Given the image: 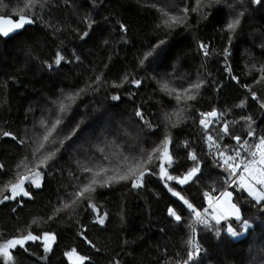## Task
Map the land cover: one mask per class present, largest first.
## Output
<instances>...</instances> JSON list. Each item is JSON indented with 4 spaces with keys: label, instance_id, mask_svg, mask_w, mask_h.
Returning <instances> with one entry per match:
<instances>
[{
    "label": "trees",
    "instance_id": "16d2710c",
    "mask_svg": "<svg viewBox=\"0 0 264 264\" xmlns=\"http://www.w3.org/2000/svg\"><path fill=\"white\" fill-rule=\"evenodd\" d=\"M20 15L33 22L0 38V189L36 171L41 187L26 183L30 196L0 203V245L29 232L39 239L0 264H264V201L238 182L227 187L264 137V0H0V16ZM213 110L204 130L201 113ZM4 132L16 140H2ZM166 137L171 160L162 163ZM138 161L144 168L129 180L94 185L90 201L63 207L97 171L107 170L103 180ZM229 165H239L235 174ZM225 190L239 220L203 224L184 203L205 220L208 196ZM93 209L107 215L103 227ZM245 220L246 233L231 238L229 226L240 234ZM44 233L54 239L44 243ZM192 246L200 251L189 259Z\"/></svg>",
    "mask_w": 264,
    "mask_h": 264
},
{
    "label": "snow or ice",
    "instance_id": "6c2138e0",
    "mask_svg": "<svg viewBox=\"0 0 264 264\" xmlns=\"http://www.w3.org/2000/svg\"><path fill=\"white\" fill-rule=\"evenodd\" d=\"M38 2H39V0H28V4H31V5H34V4L38 3ZM255 2L259 3L260 0H255ZM25 6L27 7L28 5H25ZM31 22H33L31 16H26V15H20L19 16V20L17 22H13L11 20H5L3 16H0V33H2L3 35L7 36L9 34V32L14 31L15 29L21 28L24 23H31ZM13 23H14V27H13ZM239 23H240L239 19H236V20H234V21H232V22L227 24V29L234 30L235 27ZM5 24L7 25V27L4 26ZM121 27L123 28V25ZM124 30L126 31V29H124ZM161 43H163V41H161ZM201 48H205V45L201 44ZM207 54H208L207 51H205V55H207ZM149 55H151V53H149ZM62 59H63V57H59L56 60V63L59 64ZM262 70H264V69H262ZM262 79H264V77H262ZM97 80H99V77H97ZM135 83L137 85H139L140 82L139 81H135ZM200 86H201L200 83H195V84L191 85L190 87L191 88H195V89H199ZM164 88L167 89V85L166 84L164 85ZM185 91H187V90H185ZM252 97H253V99L256 98V94L254 92L252 93ZM69 98L71 99V97H69ZM195 98H196L195 95H189V96L186 97L187 100H194ZM113 99H117V97H113ZM179 99H180V97L177 96V100H179ZM261 107L264 108V103L261 104ZM137 115L139 116V115H141V113L137 112ZM217 115H218V113L215 110H213L211 112H208V113H201L202 117H213V118H215V117H217ZM244 119L251 120V117H245ZM57 123H59V121H57ZM209 123L210 122L206 123V120L203 119V118L200 120V124L202 126H204L205 128L209 127ZM222 130L225 133H228V125L225 124ZM3 135L4 136H8V135H10V133L4 132ZM249 135H254V133L253 132H249ZM207 138H208L209 141L213 140V137L211 135H209ZM44 139L47 140L48 136H45ZM233 139L238 144H241V137L233 136ZM163 143L165 145V151H164L163 155L167 156V158L169 160H171V157L167 155V145L170 143L169 138L166 137L165 140L163 141ZM244 143H247V142L245 141ZM241 146H243V145L241 144ZM255 147H257L258 149L264 150V137L260 138L259 144L256 145ZM156 151H159V149L158 148L157 149H153V152H156ZM237 155H239V153H237ZM256 155H257L256 152L252 153V156L254 158L256 157ZM54 156H55V152L54 151L53 152H49L48 154L44 155L39 160L37 168H39L40 166H45L46 167L47 166V162L50 159H52ZM191 158L193 160L196 159V157L194 155ZM152 159H153L152 155L149 154V156L147 157V162L150 163L152 161ZM230 159H231V157H229V160ZM256 162L257 161L255 159H253L249 163L245 164L244 165V170L245 171H250L251 167H252V164H255ZM225 163L228 164V160H225ZM259 163L261 165H264V151H261V153H260ZM21 164H24V162L22 161ZM2 167L3 166L0 165V168H2ZM17 167H20V165H18ZM24 167H28V166L24 165ZM229 167L232 169V173L235 174L236 168L239 167V165H235V166L229 165ZM143 168H144V162L138 161L135 165L129 166V168L125 172H123L121 174L108 176V177H106L103 180H98L96 177L100 176L101 172L107 171L106 169H101L100 171H97L93 175V177L91 178L89 183L84 185L83 188L75 194L76 199H74L71 202V204L65 203L63 207L64 208L71 207L72 204H75L77 202V200H79L80 198L89 199V201H90L91 193L95 192V190H96L94 185H99L100 187H104V186H110L111 183H115V182H119V181H127L131 177L136 175V170L137 169H143ZM85 171H91V169H85ZM197 171H198L197 168L191 169L187 173V175H185L182 179H179V182L181 184L186 183L188 181V179L191 176H193ZM161 173L164 174V175H167V173L165 172V169L163 167L161 168ZM41 175H42V173L40 171H36L34 173L33 177L25 176V177L21 178L18 183H11L10 187L6 185L5 188L0 189V194H3V192L6 189L11 192V195L10 196L5 195L3 197V200H0V203H3L5 200L15 199L17 196H19L21 194H23L24 196H30V193L25 190V183L27 182L29 185H34L35 187L39 188V187H41V184L37 183V179L36 178H39ZM144 175H145V171H140L139 172V176L137 177V179H133L132 180V187L133 188L142 186V184L140 182H138V181H142V178H143ZM167 178L169 180L174 179V177H172L170 175H168ZM256 184L264 187V168L259 169V178L256 179ZM85 194H88V195L86 196ZM206 195H207V193H206ZM248 195L252 196L257 202L264 201V190L257 191L254 187L249 186L248 187ZM221 196L227 198L230 201L232 193L225 191V192L221 193ZM181 199H183V198L181 197ZM184 203L187 204V207L194 212L198 222L203 223V224H207L206 220H201L200 219L201 213L195 211V209L193 208L192 204H190L187 200H185ZM89 206L90 207H95V205H92L91 202L89 203ZM230 209H231V215H234L235 218L237 220H239L241 218L240 215H239V211L240 210L236 207V205L235 204H230ZM57 211H60V209H57ZM169 215L173 216L177 222L181 221V216L178 215L172 209H169ZM224 218H226L224 213L214 214L213 215V219H215L217 224H219L221 219H224ZM103 222H104L103 218H101L100 219V223L103 224ZM243 223H244L245 227H247V223L248 222L245 220ZM228 232L231 235H233V236L237 235V233L232 229L231 226H229ZM44 237H45L46 240L49 239V238L54 239V236H51V234H49V233H44ZM29 239L36 240V239H39V237L33 236V234L29 232L22 239L8 240L5 244L0 245V254H2L4 256L8 257L9 259H11V256H10V253H9L8 249L11 248V247H15L16 245H22L23 241L29 240ZM189 243H191V241H189ZM45 249L48 250V245L47 244H45ZM199 251H200V249L197 248L196 252L198 253ZM192 255L193 254L190 252L189 253V259L192 258ZM78 260L80 261V264H83V261L85 260V258L84 257H78ZM184 264H187V261H185Z\"/></svg>",
    "mask_w": 264,
    "mask_h": 264
},
{
    "label": "rangeland",
    "instance_id": "374dc122",
    "mask_svg": "<svg viewBox=\"0 0 264 264\" xmlns=\"http://www.w3.org/2000/svg\"><path fill=\"white\" fill-rule=\"evenodd\" d=\"M261 168H264V165H261L260 163L256 164V165L254 166V168L251 169V170L248 172V174H247V175L243 178V180L241 181V187L244 188L247 192H248V187H249V186L254 187L257 191H261V190H260V187H262V186L256 184V179L259 178V169H261ZM164 169H165V172L167 173V170H168V169L165 168V167H164ZM31 177H32V176H31ZM36 179H37V183H40V181H41L40 177H39V178H36ZM26 183H27V182H26ZM26 183H25V185H26ZM225 191H227V192H231L230 190H225ZM225 191H223V192H225ZM223 192H222V193H223ZM10 195H11V192H10ZM230 204H233V203H232V197L230 198V201H229L227 198L222 197V196H221V193H220V197L218 198V200H217L214 204H212L213 206H212V205L210 206V210L206 213V215L204 216V219H205L206 221H209V222H212V223H216L215 219H213V215H214V214L224 213L225 216H226V218L221 219L220 222H223L224 220H226V219H230V218H231V219H234V220H237V219L235 218L234 215H231ZM239 215H240V213H239ZM248 228H249V226L245 227V225H242V227H241V229H242V233L238 234V232H236V231L233 229V230L237 233V235H235V236L231 235V234L228 232V230H227V234H228L231 238H233V239L236 240V239H239L240 237H242V236L246 233V230H247ZM28 241H32V240H31V239H29V240H25V241H23V244L26 243V242H28ZM44 243H47V240H46L45 238H44ZM4 244H5V243H4ZM23 244H22V245H23ZM1 245H3V244H1ZM17 246H21V245H16L15 247H17ZM15 247H11V248H9V249H8L9 253H11V251H12ZM0 260L3 261L4 263H6V262H8L9 258L6 257V256H4V255H2V254H0Z\"/></svg>",
    "mask_w": 264,
    "mask_h": 264
},
{
    "label": "water",
    "instance_id": "95a60500",
    "mask_svg": "<svg viewBox=\"0 0 264 264\" xmlns=\"http://www.w3.org/2000/svg\"><path fill=\"white\" fill-rule=\"evenodd\" d=\"M4 19H5V20H11V21H13V22H17V21L19 20V19L14 20V19H12V18H6V17H4ZM26 24H27V23H24L23 26H22L21 28H18V29H15L14 31L9 32V34H8L7 36H5V35H3L2 33H0V38H2V39H8V38H11V37H13V36H15V35H17V34L23 32L24 29H25V27H26ZM4 26L7 27L6 24H5ZM13 27H14V23H13ZM116 97H117V96H116ZM216 119H217V117H215V118H213V117H208V118L206 119V123H208V122H215ZM199 126H200L201 128H203L204 130L207 129V128H205L204 126H202L200 123H199ZM1 139H2V140H4V139H8V140H13V141L16 140V138H15L13 135H11V134L8 135V136H4V135H2V136H1ZM161 160H162V163H166V162L168 161V158H167V156L163 155V157H162ZM162 167H163V165H161V168H162ZM163 168H164V167H163ZM197 169H198V171H197L193 176H191V177L188 179V181L194 178V176L199 172L200 167H198ZM165 176H166V175H164V174L161 173V178H164ZM188 181H187V182H188ZM21 196L26 197V196H24L23 194H21V195L17 196L16 198H19V197H21ZM93 212H94V214H95L94 224H95V225H98V226H100V227H103V226L105 225L106 220H107V215H106V214H100L99 210H97V209H93ZM101 218H103V221H104L103 224L100 223V219H101Z\"/></svg>",
    "mask_w": 264,
    "mask_h": 264
},
{
    "label": "built area",
    "instance_id": "2783aa9c",
    "mask_svg": "<svg viewBox=\"0 0 264 264\" xmlns=\"http://www.w3.org/2000/svg\"><path fill=\"white\" fill-rule=\"evenodd\" d=\"M223 66H225V64H223ZM225 71L227 72V73H229L230 71H229V68H227L226 66H225ZM234 80V82H236V79H233ZM251 99L252 100H255V101H257V96H256V98L255 99H253V97H252V94H251ZM257 103L261 106V103L260 102H258L257 101ZM262 108V107H261ZM263 110H264V108H262ZM261 151H264V150H262V149H258L257 147H255L254 149H253V152H256L257 153V155H256V157L254 158L253 156H251V161L253 160V159H255L257 162L255 163V164H252V167H251V169L252 168H254V166L256 165V164H258L259 163V159H260V153H261ZM252 152V153H253ZM247 172L248 171H245L244 170V167H242L241 169H240V174L234 179V180H232L228 185H227V187H231L233 184H235L236 182H238L239 184H241V181L243 180V178L245 177V175L247 174ZM220 197V193H216V194H211L210 196H208V198H207V202H208V209L210 208V206L212 205V204H214L217 200H218V198ZM196 247H191V250H190V252L192 253V254H198L197 252H196Z\"/></svg>",
    "mask_w": 264,
    "mask_h": 264
},
{
    "label": "bare ground",
    "instance_id": "6f19581e",
    "mask_svg": "<svg viewBox=\"0 0 264 264\" xmlns=\"http://www.w3.org/2000/svg\"><path fill=\"white\" fill-rule=\"evenodd\" d=\"M169 160V159H168ZM163 166H165V165H163ZM214 194V193H213ZM213 206V205H212Z\"/></svg>",
    "mask_w": 264,
    "mask_h": 264
},
{
    "label": "flooded vegetation",
    "instance_id": "af4514ba",
    "mask_svg": "<svg viewBox=\"0 0 264 264\" xmlns=\"http://www.w3.org/2000/svg\"><path fill=\"white\" fill-rule=\"evenodd\" d=\"M118 101V99H116Z\"/></svg>",
    "mask_w": 264,
    "mask_h": 264
}]
</instances>
